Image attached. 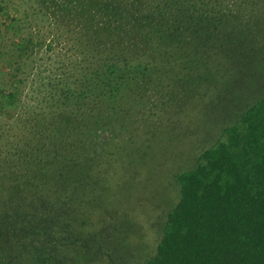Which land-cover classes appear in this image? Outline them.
<instances>
[{"label": "trees", "instance_id": "trees-1", "mask_svg": "<svg viewBox=\"0 0 264 264\" xmlns=\"http://www.w3.org/2000/svg\"><path fill=\"white\" fill-rule=\"evenodd\" d=\"M30 1L57 31L46 45L67 41L71 66L93 68L84 80L42 81L59 103L54 123L26 115L22 58L45 41L11 20L19 56L7 58L11 81L0 88V116L13 119L0 132V264H74L90 246L93 210L115 197L102 164L114 148L130 155L137 125L146 130L168 102H236L234 120L175 175L179 199L142 264H264V75L242 67L264 69V0Z\"/></svg>", "mask_w": 264, "mask_h": 264}, {"label": "rangeland", "instance_id": "rangeland-1", "mask_svg": "<svg viewBox=\"0 0 264 264\" xmlns=\"http://www.w3.org/2000/svg\"><path fill=\"white\" fill-rule=\"evenodd\" d=\"M0 3L6 11L4 16L0 12V88L11 81L7 58L19 56L13 45L18 38L14 27L22 25L27 36L45 42L42 47H35L31 56L22 58L23 88L18 98L23 107L19 110L24 111L27 103L26 115L42 112L45 120L54 123L59 103L55 97L50 98L42 81L65 73H72L73 79L84 80L93 67L85 60L82 65L71 66V54H78L71 50L67 41L55 39L51 47L46 45L57 31L54 25L32 10V1L0 0ZM13 15L16 17L12 18ZM12 19L17 22L14 27H11ZM242 67L254 79L264 75L262 67L255 72L245 60ZM235 103L223 104L222 111L219 103L211 105V110L209 102L207 108L195 105L185 108L183 104L171 102L155 104L153 117L144 122L148 125L146 130L138 129L137 125V131H142L143 136L131 143L126 141L131 154L114 148L106 164H102L101 168L106 169L105 192L110 188L108 197L114 194L115 197L107 206L93 210L88 229L91 238L85 242L90 246L81 252V256H75L74 264H142L153 256L163 234L167 213L179 199L175 175L193 166L199 153L222 136L223 127L234 120L230 108ZM10 118L7 114L0 116V132L13 120ZM131 147L135 148L133 152ZM132 157L137 160L130 162Z\"/></svg>", "mask_w": 264, "mask_h": 264}]
</instances>
